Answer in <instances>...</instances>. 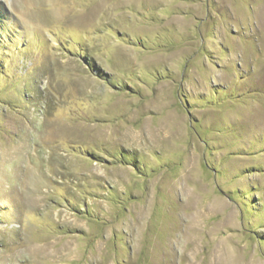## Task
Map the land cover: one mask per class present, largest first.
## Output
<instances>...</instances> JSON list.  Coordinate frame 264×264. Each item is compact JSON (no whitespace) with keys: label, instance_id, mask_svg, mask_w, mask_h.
Instances as JSON below:
<instances>
[{"label":"rangeland","instance_id":"1","mask_svg":"<svg viewBox=\"0 0 264 264\" xmlns=\"http://www.w3.org/2000/svg\"><path fill=\"white\" fill-rule=\"evenodd\" d=\"M0 264H264V0H0Z\"/></svg>","mask_w":264,"mask_h":264},{"label":"trees","instance_id":"2","mask_svg":"<svg viewBox=\"0 0 264 264\" xmlns=\"http://www.w3.org/2000/svg\"><path fill=\"white\" fill-rule=\"evenodd\" d=\"M101 75V74H100ZM102 77V76H101ZM106 80H107V78H105ZM112 85H115L114 84V82H110ZM122 89H125V88H122ZM124 160H126L127 162H128V159H124ZM130 161V164L133 166V167H135L136 169H138L139 168V165L138 164H136V162H134L135 161V159H130L129 160Z\"/></svg>","mask_w":264,"mask_h":264}]
</instances>
